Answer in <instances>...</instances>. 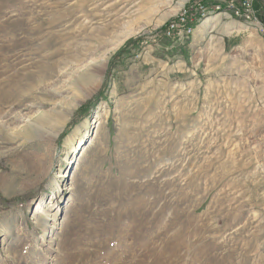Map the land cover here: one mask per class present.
<instances>
[{"label":"rangeland","instance_id":"rangeland-1","mask_svg":"<svg viewBox=\"0 0 264 264\" xmlns=\"http://www.w3.org/2000/svg\"><path fill=\"white\" fill-rule=\"evenodd\" d=\"M195 1L0 0V68L47 81L0 111V264H264V35L184 65L156 44ZM18 114L51 121L26 137Z\"/></svg>","mask_w":264,"mask_h":264},{"label":"bare ground","instance_id":"bare-ground-1","mask_svg":"<svg viewBox=\"0 0 264 264\" xmlns=\"http://www.w3.org/2000/svg\"><path fill=\"white\" fill-rule=\"evenodd\" d=\"M213 2V1H212ZM217 3H223V4H219L217 5L216 7H210V8H204V9H201L200 11L197 12V19L200 21V20H204L205 18L211 16V15H215L216 13H219V12H226V11H230L231 13V16L237 18V19H240L242 20L243 22H245V24H248V25H251L254 27V30L256 32H259V33H262L264 35V24L261 20H259L258 18H250L249 16L248 17H245L243 15H241V13L239 11H237V5L233 2L231 3H224V2H230V0H216ZM215 2V3H216ZM200 3H203V2H200ZM184 7L181 9L183 10ZM181 10L179 12H181ZM176 13L175 14V20L170 22V23H175L177 21V18L179 16H182L183 15V12L179 14ZM65 17H66V14L65 13H60L58 15V17H54L52 15H49L48 18H47V23L50 24L51 26L50 27H47L46 28V33L47 32H50V34H48L47 38L43 41V43H41V49L43 51L42 55L39 57V61H42V60H46V59H53V52L49 51L52 49V46L50 45V43L54 42V43H57V41L59 42L60 40H58L57 36L60 33V31H52L50 30L49 28H53L55 27L54 25L55 24H58V22H65ZM193 18V17H192ZM192 18H185V20H181V22H179V24H177V32H182V36L181 38L182 39H185L186 37H190L192 35V32L194 30V27L193 25H191L190 21L192 20ZM78 19V18H77ZM74 20H76V18H74ZM204 23H207L209 22L208 19L204 20L203 21ZM43 25V22L42 24L39 23L38 27H35V31H33L31 29V27L25 29L24 31H27L29 30V33H30V36L27 37L26 40H28V42H31L33 41L34 39L37 38L36 36V32L37 31H41V26ZM64 30L68 29L69 28V24H66L63 26ZM45 30V29H44ZM165 31V30H163ZM35 34V35H34ZM34 35V36H33ZM163 35V34H162ZM170 36L169 35V30H168V27L166 29V36ZM33 36V37H31ZM78 35H76L75 37L77 38ZM167 36V37H168ZM64 38V37H62ZM78 39V38H77ZM182 41V40H181ZM38 61V60H37ZM62 62H65V61H62ZM61 62V63H62ZM29 63L27 65H21L20 67H15L12 71L9 70V67L7 66H3L2 68H0V73H5L6 75L4 76V81H0V111L2 110V108L4 107L5 104H8L5 100L8 99V96H9V93L11 94H16L17 91L20 89V86L23 85V82L26 81V80H31V81H34V82H42L43 83H47V81L44 79L45 76L43 75H36V73H33L34 71L30 70V67H29ZM31 66H33L32 68H37L39 65L38 64H32ZM42 66V64H41ZM47 66V65H45ZM9 78V79H8ZM89 80V79H87ZM28 86H30L31 88H29V91L26 92V94H29L31 93L32 91L35 90V88L32 87V84H29ZM51 86L49 85L48 86V89L50 88ZM22 88V87H21ZM18 89V90H17ZM21 92L23 93V89L21 90ZM24 97V96H22ZM58 116V115H57ZM16 118H19L20 121H26L25 123L17 126V127H23L22 128V132H24V134H26L25 136L26 137H30V136H33V135H37L39 137H41V135L39 133H41L40 128L45 126V124L47 122H50L51 121V118H40V119H37V120H32V118L29 116V117H24L23 118V115L21 114H18L16 115ZM0 122L2 125H6L5 123H3V119H0ZM16 127V128H17ZM14 129V128H13ZM96 135V134H95ZM90 142L92 139H89ZM84 146H85V142L83 140H79V143L77 146L73 147L74 149L73 150H76V151H80L81 153L84 152ZM67 173H64V171L61 173L60 177H65ZM68 175H66L67 177ZM196 180L197 179H192V178H189V180H185L184 182V186L182 187V191L184 190V188H189V187H192L194 191L198 190V182L196 183ZM207 184L211 183V187L214 186V182L213 181H209V182H206ZM183 195H180L178 196V200L182 197ZM192 197V194H189L187 192H184V199H190ZM186 201V200H185ZM174 203H175V200L172 202V205L171 206H174ZM196 204H199V202L197 201ZM194 210H196V205L193 207ZM160 209L161 211L162 210H166V209H163V207L160 206ZM44 209L42 207V201H39L35 208H34V213H45L43 212ZM59 212H58V208H56L52 213H51V216H52V219L55 221L56 217L58 216Z\"/></svg>","mask_w":264,"mask_h":264},{"label":"crops","instance_id":"crops-1","mask_svg":"<svg viewBox=\"0 0 264 264\" xmlns=\"http://www.w3.org/2000/svg\"><path fill=\"white\" fill-rule=\"evenodd\" d=\"M199 1V0H196ZM195 1V2H196ZM204 2L210 3L213 0H203ZM255 1V8L258 14L261 15V8L263 6L264 1L262 0H254ZM191 3H188V6ZM264 14H262L263 16ZM214 23L209 22L204 23V20H198L197 14L195 17L192 18L190 21L191 25H193L194 30L190 37H186L182 39L181 36H177L175 33H172L171 36L166 37L162 35V31L158 34L159 43L156 44L160 50L167 52L168 55H172L173 53H177L176 56L181 57L182 62L184 65L187 63H191V57H186L191 51L194 50V54L198 52L200 54L201 47L205 45L206 41L215 42L221 44L223 48L226 47H233L236 43L238 37L241 36L240 33H244L246 30H238L234 31L233 27H244L246 29H254L253 26H248L240 19H237L231 16L230 11H224L216 13L214 16L208 17ZM238 26V27H237ZM229 30V31H227ZM257 33L255 30H253ZM240 32V33H239ZM259 34V33H258ZM264 39V38H262ZM182 40V41H181ZM208 52V51H207ZM201 58L197 60V62L193 65H199L201 62Z\"/></svg>","mask_w":264,"mask_h":264},{"label":"built area","instance_id":"built-area-1","mask_svg":"<svg viewBox=\"0 0 264 264\" xmlns=\"http://www.w3.org/2000/svg\"><path fill=\"white\" fill-rule=\"evenodd\" d=\"M235 3L237 5V11L241 13V15L250 18H258L259 20L263 21L261 17H259L256 8H255V1L254 0H230V2L224 3ZM219 4L223 3H200V4H189L188 7H184L183 15L177 18L175 23H169L167 25L169 34L175 33L177 36H182V32H177V24L181 22V20H185V18H192L195 17L198 11L204 8L216 7ZM264 23V21H263Z\"/></svg>","mask_w":264,"mask_h":264},{"label":"trees","instance_id":"trees-1","mask_svg":"<svg viewBox=\"0 0 264 264\" xmlns=\"http://www.w3.org/2000/svg\"><path fill=\"white\" fill-rule=\"evenodd\" d=\"M101 94H102V91L99 90V92H98L95 96H93L91 100H89L86 104H84V105L81 106V109H87L88 106H91V105L93 104V102H94L96 99H98V97H99Z\"/></svg>","mask_w":264,"mask_h":264},{"label":"water","instance_id":"water-1","mask_svg":"<svg viewBox=\"0 0 264 264\" xmlns=\"http://www.w3.org/2000/svg\"><path fill=\"white\" fill-rule=\"evenodd\" d=\"M262 1H264V0H262Z\"/></svg>","mask_w":264,"mask_h":264}]
</instances>
